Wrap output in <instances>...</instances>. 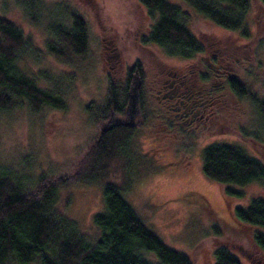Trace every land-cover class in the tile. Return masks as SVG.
Listing matches in <instances>:
<instances>
[{
	"label": "rangeland",
	"instance_id": "obj_1",
	"mask_svg": "<svg viewBox=\"0 0 264 264\" xmlns=\"http://www.w3.org/2000/svg\"><path fill=\"white\" fill-rule=\"evenodd\" d=\"M41 2L49 9L69 7L79 12L87 25V53L70 63L47 54V17L30 23L17 1L0 0V15L21 27L40 52L39 59L24 58L18 64L41 86L59 93L65 104L64 108L32 106L19 99L14 107L0 110V162L33 176L40 172L71 176L58 187L54 208L75 220L86 235H95L89 215L103 207L101 186L75 182L72 172L113 113L111 107L105 113L98 111L109 88L122 99L130 82L128 71L137 66L141 75L139 123L126 126L131 131L127 150L111 161L108 179L119 185L153 233L167 246L188 254L194 264H214V249L220 241L242 264H264L248 237L247 225L231 215L234 206L246 205L247 197L227 201L218 183L201 168L202 150L212 143L239 146L264 161L263 116L252 100H264V9L260 2L249 0L243 22L247 36L183 5L187 24L203 42V51L190 58L169 55L164 47L145 41L156 13L137 0ZM211 63L221 64L222 77L239 82L249 94L237 96L227 81L213 122L196 130L166 127L158 80L167 69L204 68ZM31 191H37L33 184ZM244 191L264 198V187L257 181L247 184ZM145 257L158 263L148 252Z\"/></svg>",
	"mask_w": 264,
	"mask_h": 264
},
{
	"label": "trees",
	"instance_id": "obj_2",
	"mask_svg": "<svg viewBox=\"0 0 264 264\" xmlns=\"http://www.w3.org/2000/svg\"><path fill=\"white\" fill-rule=\"evenodd\" d=\"M15 1L30 23H37L42 15L47 17L45 28L50 38L45 43L47 54L70 63L87 53V25L77 10L49 9L42 6L41 0ZM258 1L264 9V0ZM137 2L150 13H156L145 41L164 47L169 55L190 58L203 51L201 38L187 24L188 14L183 5L216 25L248 35L243 22L249 0ZM24 58L39 59L40 52L21 27L0 15V110L14 107L19 99L32 106L64 108L59 93L41 86L18 64ZM131 73L130 69L128 82ZM228 87L237 96L249 94L248 88L233 79H228ZM252 100L261 111L264 124V100L256 97ZM126 102L127 92L121 99L110 87L107 100L98 111L105 113L111 107L113 119L121 120ZM130 133L129 127L119 123L99 131L74 165L75 182L101 186L103 207L89 215V226L95 229L92 236L54 208L58 187L71 176L41 172L33 176L0 162V264L33 261L37 264H194L188 254L167 246L153 233L126 200L119 185L108 179L112 174L111 161L127 150ZM201 168L218 183L227 201L247 197L246 205L234 206L231 215L239 224L247 225L249 239L264 257V198L244 191L253 181L264 187V161L247 155L239 146L212 143L202 150ZM32 184L36 192L31 191ZM219 243L214 249V264H242L224 242ZM146 252L158 263L146 258Z\"/></svg>",
	"mask_w": 264,
	"mask_h": 264
},
{
	"label": "flooded vegetation",
	"instance_id": "obj_3",
	"mask_svg": "<svg viewBox=\"0 0 264 264\" xmlns=\"http://www.w3.org/2000/svg\"><path fill=\"white\" fill-rule=\"evenodd\" d=\"M213 58L216 59V56ZM199 67L202 69H199ZM188 68V70L167 69L165 72L166 76L158 80L157 93L161 94L158 97V101L165 111L163 116L166 118V127L187 126L193 130L200 129L207 123L213 122L220 109L221 92L228 81V78L224 79L222 77V65L211 63L204 65V68L202 65L197 68L192 66ZM135 70L138 71L134 67L131 79ZM139 76L141 77L140 73ZM139 115L140 107L138 102V112L133 124L129 127H134L139 123ZM118 123L127 126L125 125L124 116L121 120H114L113 113H111V117L109 116L105 120L102 127L106 130Z\"/></svg>",
	"mask_w": 264,
	"mask_h": 264
},
{
	"label": "water",
	"instance_id": "obj_4",
	"mask_svg": "<svg viewBox=\"0 0 264 264\" xmlns=\"http://www.w3.org/2000/svg\"><path fill=\"white\" fill-rule=\"evenodd\" d=\"M141 83V78L137 70L133 73V78L129 84L127 90V103L125 106V125L131 126L135 120L136 114L138 112V100H139V86Z\"/></svg>",
	"mask_w": 264,
	"mask_h": 264
}]
</instances>
